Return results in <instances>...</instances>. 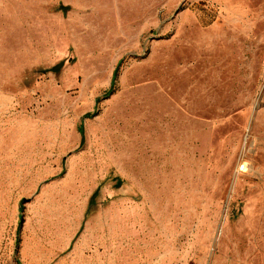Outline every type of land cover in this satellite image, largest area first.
<instances>
[{
    "label": "rangeland",
    "instance_id": "1",
    "mask_svg": "<svg viewBox=\"0 0 264 264\" xmlns=\"http://www.w3.org/2000/svg\"><path fill=\"white\" fill-rule=\"evenodd\" d=\"M0 264H264V0H0Z\"/></svg>",
    "mask_w": 264,
    "mask_h": 264
},
{
    "label": "trees",
    "instance_id": "2",
    "mask_svg": "<svg viewBox=\"0 0 264 264\" xmlns=\"http://www.w3.org/2000/svg\"><path fill=\"white\" fill-rule=\"evenodd\" d=\"M62 64H63V61H60V62H58L56 65L52 66L51 68L45 69V71L58 72L59 69L61 68ZM117 68H118V65L115 67V70H114V72H113V74H112V78H111V82H110V86H109V88H108V89L104 92V94H103L104 97L107 96V95H109V94L111 93L112 89H113L114 77H115V75H116ZM89 115H91V114H90V113H87V114H85L84 116H89ZM78 131H79L80 133H82V131H83L82 123L79 124V126H78ZM82 142H83V138L81 137L80 143H82ZM94 194H95V193H94ZM90 203H91V202H90ZM22 208H23V206H22V203L20 202L19 210H21ZM21 219H22V218H21V216H20V218H19V222H18V228H19V226H20ZM18 228H17V233H18V230H19ZM17 244H18V236H16V240H15V245H17Z\"/></svg>",
    "mask_w": 264,
    "mask_h": 264
}]
</instances>
